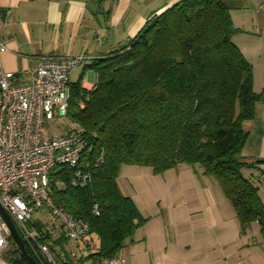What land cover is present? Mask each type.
I'll list each match as a JSON object with an SVG mask.
<instances>
[{
    "label": "trees",
    "instance_id": "16d2710c",
    "mask_svg": "<svg viewBox=\"0 0 264 264\" xmlns=\"http://www.w3.org/2000/svg\"><path fill=\"white\" fill-rule=\"evenodd\" d=\"M235 32L222 0H179L116 50L86 63L72 82L66 119L73 127L64 133L80 131L91 142L81 166L88 179L73 185L74 170L58 168L50 201L87 222L95 255L120 253L145 221L119 187L122 165L154 173L190 166L216 182L243 229L264 225L258 186L242 172L254 168L242 155L244 124L263 95L254 91L252 66L231 40ZM88 69L96 75L91 89L81 86ZM35 213L29 223L50 249L64 246L58 222H48L47 211ZM8 243V262L27 264L14 241Z\"/></svg>",
    "mask_w": 264,
    "mask_h": 264
},
{
    "label": "built area",
    "instance_id": "2783aa9c",
    "mask_svg": "<svg viewBox=\"0 0 264 264\" xmlns=\"http://www.w3.org/2000/svg\"><path fill=\"white\" fill-rule=\"evenodd\" d=\"M7 50L0 40V54ZM84 55H49L31 71V79L18 82V73L0 61V205L13 220L22 240L45 264H125L121 253L95 255L86 221L50 201L51 176L62 166L74 170L71 183L83 185L88 175L82 165L91 142L80 131L63 134L48 124L66 118L71 100L72 72ZM83 76L81 84H86ZM94 84L90 85V89ZM78 106L83 107L79 101ZM47 211L58 222L64 246L52 251L44 235L30 225L33 213ZM96 213V205L93 206ZM11 239L0 216V254ZM68 244H71L68 246ZM0 264H7L0 258Z\"/></svg>",
    "mask_w": 264,
    "mask_h": 264
},
{
    "label": "crops",
    "instance_id": "0c3cea01",
    "mask_svg": "<svg viewBox=\"0 0 264 264\" xmlns=\"http://www.w3.org/2000/svg\"><path fill=\"white\" fill-rule=\"evenodd\" d=\"M134 1L0 0V40L7 46L0 54L2 68L18 73L21 83L31 79V71L45 56L84 55V67L93 58L116 50L151 15L179 0H164L130 15ZM222 1L236 28L231 40L252 66L254 91L263 95L255 103L253 119L244 124L248 137L242 155L254 164L248 175L258 186L264 206V0ZM95 80L94 73V81L81 86L90 89Z\"/></svg>",
    "mask_w": 264,
    "mask_h": 264
},
{
    "label": "rangeland",
    "instance_id": "374dc122",
    "mask_svg": "<svg viewBox=\"0 0 264 264\" xmlns=\"http://www.w3.org/2000/svg\"><path fill=\"white\" fill-rule=\"evenodd\" d=\"M163 1L136 0L130 15ZM82 68L72 72V81L79 79ZM84 75L88 82L94 81L91 69ZM48 127L63 134L73 125L60 118ZM242 172L249 176L247 169ZM118 184L145 218L120 251L125 264H264V225L251 222L243 229L216 182L190 166L181 164L154 173L149 167L122 165ZM43 215L48 222L53 220ZM11 248L8 243L0 254L7 264L5 255Z\"/></svg>",
    "mask_w": 264,
    "mask_h": 264
},
{
    "label": "water",
    "instance_id": "95a60500",
    "mask_svg": "<svg viewBox=\"0 0 264 264\" xmlns=\"http://www.w3.org/2000/svg\"><path fill=\"white\" fill-rule=\"evenodd\" d=\"M0 216H1L2 220L4 221V223L6 224L8 230L10 232L11 239L16 244V246H17L20 254L22 255L23 259L25 260V262L27 264H39L35 260V258L32 257L28 253V250L26 248V245H25L24 241L22 240L19 232L17 231L13 220L11 219V217L9 216V214L2 208L1 205H0Z\"/></svg>",
    "mask_w": 264,
    "mask_h": 264
}]
</instances>
